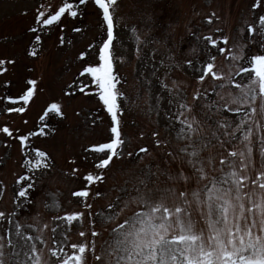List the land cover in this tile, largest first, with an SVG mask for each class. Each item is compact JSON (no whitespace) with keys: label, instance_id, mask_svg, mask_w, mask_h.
<instances>
[{"label":"snow or ice","instance_id":"snow-or-ice-1","mask_svg":"<svg viewBox=\"0 0 264 264\" xmlns=\"http://www.w3.org/2000/svg\"><path fill=\"white\" fill-rule=\"evenodd\" d=\"M121 6L35 0L23 57L0 55V115L11 118L0 124V144L18 145L22 157L11 208L0 209V264H264V0H251L234 31L216 10L193 8L179 37L180 25L157 24L153 12L142 13L143 26L129 24ZM90 14L99 39L77 53L78 75L30 127L42 80L15 70L53 34L58 49L74 48ZM126 65L144 108L128 94ZM92 99L103 115L73 106ZM134 108L156 124L135 147L126 132ZM53 119L70 140L101 125L103 138L64 157L58 171L35 143L58 133ZM117 172L127 178L110 186ZM54 179L73 185L67 198L47 192ZM8 187L0 180V201Z\"/></svg>","mask_w":264,"mask_h":264},{"label":"rangeland","instance_id":"rangeland-1","mask_svg":"<svg viewBox=\"0 0 264 264\" xmlns=\"http://www.w3.org/2000/svg\"><path fill=\"white\" fill-rule=\"evenodd\" d=\"M58 4L60 0H53ZM251 0H122L121 14L129 24H138L143 26L142 13L153 12L155 14L156 23L160 25L173 23L181 27L177 29V37L183 34V23L192 14L193 8L200 12H207L216 10L219 14L225 17V21L220 25L226 30L234 31L241 21L247 16V9ZM35 0H0V55L2 54H19L23 57L24 48L29 43L28 27L33 22V7ZM27 12V15L23 13ZM88 25L90 31L86 36L81 38L74 48L68 50H60L56 47V35L46 38L44 41V49L42 54L36 59L22 58L20 66L15 70V76L29 75L31 77L42 80L41 87L44 89L36 99L35 104L31 107L27 114L30 120V127L38 119L42 109L46 103L53 97L60 95V88L71 82L73 78L78 75V70L81 65L75 60L77 53L85 49L88 41L96 42L100 37V30L98 20L94 15H88L84 21ZM119 25V20L117 21ZM119 27L117 31H119ZM4 37L8 39L5 40ZM71 38V35L70 37ZM86 59L94 60L95 57L89 56ZM30 66L33 71L26 73L24 65ZM134 65H126L120 71L122 75L128 77L127 91L132 101L138 103L141 108L145 107L144 99H137V86L133 79ZM19 91L18 88L11 89V93L15 95ZM83 105L85 112L99 113L103 112L97 107L96 101H74L73 106ZM11 118L0 115V124L5 123ZM128 127L126 132L130 139H132L133 146L141 143L137 139L139 133L143 132L150 136L151 131L156 127L155 117L149 121L145 113L138 111L135 108L126 116ZM135 121V124L132 123ZM17 126L20 125L19 119L16 121ZM53 128H58V133L51 138H41L35 141L36 145L41 149L47 150L56 159L57 170L66 166L64 157L71 154H78L82 151L83 145L88 144L91 140L101 139V129L97 130L96 134H90L86 130L70 140L66 131L65 125H58L53 119L51 121ZM163 131V130H162ZM171 140L172 138L169 137ZM147 139L144 143H148ZM175 140L172 144L175 145ZM0 157H4L6 164L0 165V180L5 181L9 186L8 191L3 201H0V209L11 208L12 190L11 186L14 183V173L22 172L20 167L22 157L20 155L19 146L12 145L8 148L0 144ZM127 178L124 173L117 172L114 177L109 179V185H118L123 183ZM47 192L56 194L61 193V199L68 196V189L73 187L68 182L60 181L58 179L52 180L46 184ZM105 201H100V205L105 204ZM77 239L73 235V240Z\"/></svg>","mask_w":264,"mask_h":264}]
</instances>
